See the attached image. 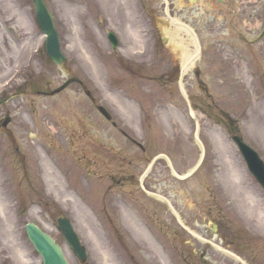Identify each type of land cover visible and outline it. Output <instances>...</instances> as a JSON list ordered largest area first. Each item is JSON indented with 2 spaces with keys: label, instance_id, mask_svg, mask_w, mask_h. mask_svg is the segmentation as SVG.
Listing matches in <instances>:
<instances>
[{
  "label": "rangeland",
  "instance_id": "rangeland-1",
  "mask_svg": "<svg viewBox=\"0 0 264 264\" xmlns=\"http://www.w3.org/2000/svg\"><path fill=\"white\" fill-rule=\"evenodd\" d=\"M46 3L66 56L60 66L44 51L45 36L32 0H0V97L13 95L0 106L1 185L8 196L0 216V262L41 264L23 229L34 221L63 247L70 264H80L56 228V218L62 215L71 219L89 264H105V256L119 264H202L200 257L207 264H238L181 229L169 210L138 185L156 154H168L180 174L198 159L194 122L177 85L181 51L170 46L172 35L193 49L188 35L173 30L167 34L172 28L161 22V0ZM255 8L264 10V3L252 0L244 9L238 3L233 17L225 5L218 12L204 4L197 24L203 53L183 84L200 123L206 156L186 180L173 177L159 159L144 186L166 195L183 224L197 235L238 252L251 264H264L258 244L247 248L235 228L263 241L264 232L246 221L242 205L251 200L264 210V191L228 130L215 120L219 111L228 113L238 133L264 160V38L257 45L244 44L241 38L253 39L259 32L256 25L264 22V13L257 16ZM218 13L225 14V32L234 37L222 34L225 42L220 46L215 40L220 35ZM173 16L187 19L178 12ZM107 30L119 37L116 51ZM133 37L138 41L131 49ZM76 39L86 43L95 68L85 67L73 50ZM227 43H234L236 52L221 50ZM69 77L83 85L72 83L54 96L41 93ZM97 104L110 111L115 126L99 113ZM7 115L10 122L2 126ZM44 167L61 175L60 190L68 188L71 198L58 194L57 182L45 181ZM232 171L238 174L236 180L231 179ZM214 223L219 225L216 230Z\"/></svg>",
  "mask_w": 264,
  "mask_h": 264
},
{
  "label": "water",
  "instance_id": "water-1",
  "mask_svg": "<svg viewBox=\"0 0 264 264\" xmlns=\"http://www.w3.org/2000/svg\"><path fill=\"white\" fill-rule=\"evenodd\" d=\"M34 7H35V13H36V19L38 21L39 26L41 27L42 31L47 34L46 37V50L47 53L50 55V57L57 63L60 64L64 60V56L60 52V47L58 43V36L57 32L54 28L53 20L51 17V14L49 13L44 0H33ZM109 39L111 40L113 46L116 45V38L113 34L109 33ZM72 79L66 81L61 87L56 89V91L61 90L63 87H65L68 83H70ZM183 91V90H182ZM185 97L186 94L183 91ZM187 100V106L189 114L192 118H194V112L192 111V108L190 106V103L186 97ZM2 101H0L1 103ZM100 111L109 118L108 113L102 108L99 107ZM8 122V119H6L3 124H6ZM198 122L195 120V131H194V138L198 142V144L201 147V156L200 160L198 161V164L200 163L203 154H204V146L202 142L200 141L198 137ZM234 141L236 142L238 148L240 149L242 155L244 156L246 163L249 167V169L253 172L257 180L264 186V165L262 161L260 160L257 153L251 149L245 142H243L238 136L233 137ZM169 167L171 172L177 177V178H185L189 176L198 166V164L186 175L179 176L176 171L174 170L171 162L168 160ZM59 229L62 231L64 238L70 248L73 250L76 256L81 258L82 261H85L86 259V252L84 250V247L80 245L79 238L75 231L73 230V227L70 223V221L67 218H59L58 219ZM26 234L29 238V240L32 242L35 249L41 254L43 264H68L65 260L62 249L60 246H58L54 240L45 232H43L39 226L36 224L29 222L24 227ZM231 254L230 252H228ZM232 255V254H231ZM238 258L237 256H235ZM239 259V258H238Z\"/></svg>",
  "mask_w": 264,
  "mask_h": 264
},
{
  "label": "bare ground",
  "instance_id": "bare-ground-1",
  "mask_svg": "<svg viewBox=\"0 0 264 264\" xmlns=\"http://www.w3.org/2000/svg\"><path fill=\"white\" fill-rule=\"evenodd\" d=\"M131 32L133 33V35H135V32L133 30H131ZM131 41L132 42H130L129 48L132 49V48H134L138 39L133 37V40H131ZM71 45L73 47V50L78 53L79 59L81 60V62L83 63V65L85 67H88L89 69L92 67L95 68L93 59L90 57V55L86 49L87 45L85 42L83 43L82 41L76 39V40H74V42ZM180 47H182V46H180ZM193 55H194V50L191 52L185 50L183 53V61L182 62H184V61L186 62V60H187L188 62L192 63L194 61ZM185 70H186V68H185ZM98 79H101V78L98 76ZM53 130L55 131V129H53ZM40 160H44V157L41 156ZM42 164H43V166H46V163L44 161L42 162ZM230 176H231L232 180H234V179L236 180L238 177V174L235 171H232ZM44 179H45V181H48V183H50V184H51V181L57 182L56 185L58 187L57 189L59 190L58 194H61L63 196H69L71 198V196L68 193L69 191L66 190L68 188L63 187L60 190V186H61L60 181H62V179H61V175L58 172H56L55 170H53L51 168L48 169V168L44 167ZM3 181H4V173H3V170L0 166V216H4L5 207L8 206L7 205L8 196L6 197L5 194L2 192L1 182L3 183ZM57 196H59V195H57ZM73 203H74V201H73ZM242 208H243L246 220L248 222L254 223L259 230L264 232V210L260 209L255 204H253L251 200H248V202H245L244 205H242ZM84 216H85V212H84ZM87 217H89L88 214H87ZM141 240H143L145 242L146 238L142 237ZM151 247L152 248H151V250H149V252H151L154 248L152 245H151ZM103 255H108V253L106 251H103ZM20 256L23 257V254H20ZM105 258H106L105 264H119L118 259H112L110 262L107 256H105Z\"/></svg>",
  "mask_w": 264,
  "mask_h": 264
},
{
  "label": "flooded vegetation",
  "instance_id": "flooded-vegetation-1",
  "mask_svg": "<svg viewBox=\"0 0 264 264\" xmlns=\"http://www.w3.org/2000/svg\"><path fill=\"white\" fill-rule=\"evenodd\" d=\"M193 1V3H192ZM215 1H217V3H214ZM214 6V9L217 11H221L222 6H226L229 9H231V15L234 17L236 15V10H237V4H240V7H242V9H244V7H247V4L251 3V0H168V10H169V14L172 15V13H176L178 12L179 14L183 15L184 17H186L187 19H189L188 17H191V23L193 25H196V29L197 30V35L199 36L200 34V28L197 26V24L201 25L200 22V18H202V15L204 13V4L205 3H209ZM244 3V5H243ZM255 14L259 15V14H263L264 10L260 9H256L255 8ZM220 15V14H219ZM250 15V14H248ZM218 16V14H217ZM252 16V14H251ZM224 19H225V14H221V21H222V28H225V24H224ZM258 27L262 28V21L259 24ZM259 39L264 38V27L261 29L260 33H259ZM246 40V39H244ZM258 40V39H255ZM216 229H218L217 225H216ZM215 229V230H216ZM252 243L248 242V245H250ZM262 255L264 256V249L262 250Z\"/></svg>",
  "mask_w": 264,
  "mask_h": 264
},
{
  "label": "trees",
  "instance_id": "trees-1",
  "mask_svg": "<svg viewBox=\"0 0 264 264\" xmlns=\"http://www.w3.org/2000/svg\"><path fill=\"white\" fill-rule=\"evenodd\" d=\"M223 117H224V122L226 126H230L231 128H233L234 121L227 114H223Z\"/></svg>",
  "mask_w": 264,
  "mask_h": 264
}]
</instances>
